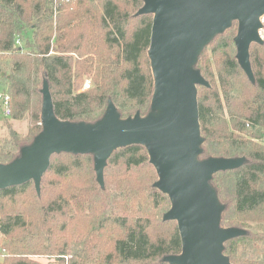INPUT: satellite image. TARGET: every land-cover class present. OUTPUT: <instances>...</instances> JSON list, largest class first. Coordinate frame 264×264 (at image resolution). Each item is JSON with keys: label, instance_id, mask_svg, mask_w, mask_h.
Wrapping results in <instances>:
<instances>
[{"label": "trees", "instance_id": "trees-1", "mask_svg": "<svg viewBox=\"0 0 264 264\" xmlns=\"http://www.w3.org/2000/svg\"><path fill=\"white\" fill-rule=\"evenodd\" d=\"M144 1L74 0L55 9L54 0H0V86L11 98L0 121L1 164L20 158L42 131L34 100L45 82L60 120L95 124L110 102L121 119L147 116L154 15H137ZM237 34L238 26L218 34L195 65L209 83L197 87L199 159L244 158L210 183L225 207L221 226L245 231L224 254L232 264H264V43L250 48L253 82L237 59ZM87 76L93 85L83 90ZM26 117L22 134L10 120ZM158 181L143 145L113 152L104 187L93 154L53 155L40 192L33 181L0 190L2 264H43L29 256L46 254L57 257L50 264H170L165 258L182 253V239L177 221L164 220L172 203Z\"/></svg>", "mask_w": 264, "mask_h": 264}, {"label": "water", "instance_id": "water-1", "mask_svg": "<svg viewBox=\"0 0 264 264\" xmlns=\"http://www.w3.org/2000/svg\"><path fill=\"white\" fill-rule=\"evenodd\" d=\"M153 14L149 58L155 78L152 110L157 114L121 119L113 102L95 124L60 120L47 82L42 90V131L10 164L0 163V190L30 181L40 192L41 181L55 154H93L99 183L115 150L130 145L147 148L159 181L172 207L165 221H177L182 253L169 256L170 264H232L225 243L245 234L223 228L225 207L211 185L219 172L239 168L244 158L200 160L202 144L198 85L209 83L195 68L203 49L218 35L239 22L235 38L237 59L254 82L250 61L253 43L263 44L258 31L264 0H145L137 15Z\"/></svg>", "mask_w": 264, "mask_h": 264}, {"label": "rangeland", "instance_id": "rangeland-1", "mask_svg": "<svg viewBox=\"0 0 264 264\" xmlns=\"http://www.w3.org/2000/svg\"><path fill=\"white\" fill-rule=\"evenodd\" d=\"M236 27V26H238V28H239V22L238 21H234L233 23H232V26L231 27ZM212 43V41L206 46V47H208L210 44ZM205 47V48H206ZM204 48V49H205ZM204 49H203V51H204ZM202 51V52H203ZM210 52V49L208 50V53ZM210 63V65H211V67H212V69L215 71V68H216V66H215V61H214V59H210L209 61H208V64ZM87 82H90L92 85H93V80H92V78L90 77V76H87V77H85V81H84V85H83V90H84V86H85V84L87 83ZM44 88V87H43ZM81 89V90H82ZM5 89H4V87L3 86H0V92L1 91H4ZM43 90V89H42ZM43 100H44V96H43V92H42V95H40V97H35V100H34V105H36V106H39L40 105V107L42 108V106H43ZM140 115H141V113L140 112H138ZM151 113H153V114H157L158 113V111H153L152 110V105H151V110L148 112V114H147V116L149 115V114H151ZM225 118H227V117H224V119ZM5 119H6V116L4 115V113H3V111H2V109H0V121L1 122H4L5 121ZM10 122H11V124H13V126L16 128V129H18L19 130V132L20 133H22V134H26L27 133V130H28V128H29V120H28V118L26 117V119H24V120H22V121H18V122H16V121H12V120H10ZM102 186V185H101ZM102 187H104V186H102ZM74 237V236H73ZM66 242H68V241H66ZM72 243L75 245V247L77 248V249H81L82 247H83V245L82 244H80V243H78L77 241H76V238L74 237V240L72 241ZM56 245H58V246H61V247H66L67 246V244H64V242H62L61 240H59V242L56 244ZM71 249V248H70ZM30 258H32V259H34V260H37V261H39V262H41V263H43V264H50V263H52L53 261H55L56 260V255H52V254H46V255H30L29 256ZM69 257H71L72 258V255L71 256H69ZM70 258V259H71ZM67 260H68V257H67Z\"/></svg>", "mask_w": 264, "mask_h": 264}, {"label": "built area", "instance_id": "built-area-1", "mask_svg": "<svg viewBox=\"0 0 264 264\" xmlns=\"http://www.w3.org/2000/svg\"><path fill=\"white\" fill-rule=\"evenodd\" d=\"M74 0H54V6L55 9L59 6L60 2H71ZM260 28L258 31L260 39L264 42V14L260 17ZM91 87V83L87 82L84 86V90H87ZM10 102L11 98L10 95L1 91L0 92V109H2L5 116H9L11 114V108H10ZM5 259V254L1 253L0 251V264H2L3 260Z\"/></svg>", "mask_w": 264, "mask_h": 264}]
</instances>
